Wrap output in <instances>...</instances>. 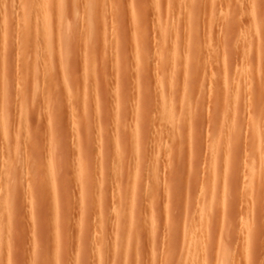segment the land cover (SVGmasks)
<instances>
[{
  "label": "rangeland",
  "instance_id": "obj_1",
  "mask_svg": "<svg viewBox=\"0 0 264 264\" xmlns=\"http://www.w3.org/2000/svg\"><path fill=\"white\" fill-rule=\"evenodd\" d=\"M60 2L0 0V264H264V0Z\"/></svg>",
  "mask_w": 264,
  "mask_h": 264
},
{
  "label": "bare ground",
  "instance_id": "obj_2",
  "mask_svg": "<svg viewBox=\"0 0 264 264\" xmlns=\"http://www.w3.org/2000/svg\"><path fill=\"white\" fill-rule=\"evenodd\" d=\"M28 2H29V4L30 5H32V7H33V9L34 8H38L39 9V11L38 12H36L35 13V15L33 14L32 15V17H31V15L30 16H28L29 15V13H28V15H26V13H25V8H26V6L24 7L23 6V4L21 5L20 3H19V5H21L20 7L21 8H23L22 10H21V15H22V17H21V20H22V25L24 26V28H23V30L24 31H22V32H19V31H17V32H19L20 33V46L19 45H17V46H19L20 48H18L19 50L21 49L23 52H21V53H26V52H24V50H27V48H28V45L32 48L33 46H35L34 48H36V49H39V48H42V47H44V50L45 51H47V52H50L51 50H52V48H53V46H54V44L56 43V41H59L60 39L58 38V37H60V35H59V33H60V31H61V25H62V23H61V18L63 17V14H64V11H63V9H65V8H63L62 9V6H61V2H60V0H57L58 2L56 3L57 4V6H55L54 5V3H53V1H51V0H27ZM26 2V1H25ZM22 3V2H21ZM2 4V3H1ZM18 5V6H19ZM28 5V4H27ZM55 6V8H57V9H53V7ZM9 7V6H8ZM20 7H19V10H20ZM65 7V6H64ZM28 9V8H27ZM18 10V11H19ZM56 10V11H55ZM3 11V10H2ZM3 13V12H2ZM131 13V12H130ZM1 14V13H0ZM32 14V13H31ZM3 15H5V12H4V14ZM7 15V14H6ZM19 16V15H18ZM1 17V16H0ZM20 17V16H19ZM30 17V18H29ZM2 18V17H1ZM6 18V17H5ZM133 20L135 19V15H134V12H133ZM20 19V18H19ZM21 22V21H20ZM9 25V24H8ZM55 25H57V28L59 29L58 30V33H56L55 32V29H56V27H55ZM89 25H90V22H89ZM6 26V25H5ZM4 27V26H3ZM16 29H18V28H16ZM8 30V29H7ZM63 30V29H62ZM2 31V30H1ZM22 33V34H21ZM2 34H5V33H2L1 32V35H0V37L1 36H3ZM33 34V37H31V35ZM35 35V36H34ZM62 36V35H61ZM32 38V39H31ZM33 38H34V40L35 41H32L33 40ZM60 38H62V37H60ZM31 39V40H30ZM59 39V40H58ZM21 40H23V42L21 43ZM2 40H0V42H1ZM33 43H35L33 46H31V44H33ZM5 42V41H4ZM3 42V43H4ZM1 44V43H0ZM5 44H6V42H5ZM1 47V46H0ZM3 47V46H2ZM29 47V48H30ZM33 49V48H32ZM37 51V50H36ZM35 51V52H36ZM28 52V51H27ZM30 52V51H29ZM32 52H34V50H32ZM34 52V53H35ZM64 64H65V62H63ZM63 68V67H62ZM65 68V67H64ZM264 79V78H263ZM167 80V79H166ZM164 85V84H163ZM263 85V84H262ZM242 86V85H241ZM160 88H162V87H160ZM168 88V87H167ZM163 89V88H162ZM162 89H160V90H162ZM165 89V88H164ZM243 89V88H242ZM164 91V90H163ZM242 91V90H241ZM160 92V91H159ZM158 92V93H159ZM160 94H162V92L160 93ZM159 94V95H160ZM165 94V93H164ZM170 96V95H169ZM172 96V95H171ZM160 97V96H159ZM164 98V96L162 97L161 96V100ZM166 99H168V97H166ZM228 99V98H227ZM238 99V98H237ZM70 100V99H69ZM164 100V99H163ZM162 100V101H163ZM160 101V100H159ZM164 102V101H163ZM162 102V103H163ZM164 103H166V102H164ZM167 103H168V101H167ZM161 104V103H160ZM162 105H164V104H162ZM224 105V104H223ZM165 106V105H164ZM157 108V107H156ZM158 111H159V109H157ZM165 113V112H164ZM159 114V113H158ZM165 114H167V113H165ZM4 118H5V116H4ZM224 118V117H223ZM219 121V120H218ZM1 125V124H0ZM257 126V125H256ZM4 128V127H3ZM257 127H255V129H256ZM225 129V128H224ZM2 130H5V129H2ZM251 130V129H250ZM257 131V130H256ZM255 131V132H256ZM3 132V131H2ZM3 134H4V132H3ZM251 134V133H250ZM255 135H256V137H257V132L255 133ZM253 137V136H252ZM255 137V138H256ZM235 138V137H234ZM254 138V137H253ZM259 138V137H258ZM262 139V138H261ZM234 140V139H233ZM254 142H255V145H256V143H258V139L256 140H253ZM253 142V143H254ZM221 143V142H220ZM231 145V144H230ZM221 146V145H220ZM257 146V145H256ZM218 148H220V147H218ZM221 150V149H220ZM222 152V151H221ZM258 151L256 150V153H257ZM264 152V151H263ZM261 155V154H260ZM248 159V158H247ZM264 160V159H263ZM242 161V160H241ZM262 161V160H261ZM257 162V161H256ZM247 164V163H246ZM254 164V163H253ZM257 164H259L258 162L256 163V165ZM249 165H251V164H249ZM230 166V165H229ZM262 166V165H261ZM216 167V166H215ZM247 168V167H246ZM260 168V167H259ZM258 168V169H259ZM248 169V168H247ZM251 169V168H250ZM257 169V170H258ZM249 170V169H248ZM252 170V169H251ZM232 172V171H231ZM264 172V171H263ZM76 173V172H75ZM249 173V171H247V174ZM257 173H258V171H257ZM256 173V174H257ZM251 176V175H250ZM253 176V175H252ZM249 178V177H248ZM258 178V177H257ZM51 179V178H50ZM208 179V178H207ZM52 180V179H51ZM256 181V180H255ZM258 181V180H257ZM49 182H51V184H52V181H49ZM252 183V182H251ZM50 184V183H49ZM244 186V185H243ZM252 186V185H251ZM246 187V186H245ZM249 188V187H248ZM247 188V189H248ZM250 190V189H249ZM250 192V191H249ZM247 193V192H246ZM220 196V195H219ZM206 202V201H205ZM203 209V208H202ZM204 210V209H203ZM220 211V210H219ZM202 216V215H201ZM205 216V215H204ZM203 216V217H204ZM200 217V216H199ZM6 219V218H5ZM190 219V218H189ZM190 221V220H189ZM204 222V221H203ZM209 223V222H208ZM206 224H207V222H206ZM196 225V224H195ZM202 225V224H201ZM205 226V225H204ZM206 227V226H205ZM132 228V227H131ZM200 228H201V226H200ZM187 232V231H186ZM192 232V231H191ZM203 233L205 232V231H202ZM203 233H201V234H203ZM130 234V233H129ZM186 234V233H185ZM192 235V234H191ZM193 236H195V235H193ZM206 236V235H205ZM191 237V236H190ZM202 237V236H201ZM216 237V236H215ZM194 238V237H193ZM191 239V238H190ZM197 239H199V238H197ZM201 240H202V238H200ZM205 239V238H204ZM192 240V239H191ZM207 240V239H206ZM205 240V241H206ZM194 242V241H193ZM197 243H199V242H201L202 243V245H203V241H196ZM202 245H201V247H202ZM223 245H225V244H223ZM198 246H200V243H199V245ZM194 247H195V245H194ZM188 250H189V248H188ZM197 250V249H196ZM224 253V252H223ZM227 253V252H226ZM225 253V254H226ZM187 254H188V252H187ZM195 254H196V252H195ZM231 255V254H230ZM188 257V256H187ZM202 257V256H201ZM231 257H232V255H231ZM232 260V259H231ZM219 262V261H218ZM194 263V262H193ZM201 263V262H200ZM199 264V263H198ZM220 264H222V263H220Z\"/></svg>",
  "mask_w": 264,
  "mask_h": 264
}]
</instances>
